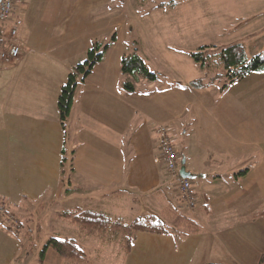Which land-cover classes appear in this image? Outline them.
<instances>
[{
    "label": "crops",
    "instance_id": "1",
    "mask_svg": "<svg viewBox=\"0 0 264 264\" xmlns=\"http://www.w3.org/2000/svg\"><path fill=\"white\" fill-rule=\"evenodd\" d=\"M229 2L234 8L208 0H16L12 18L0 24V203L20 217L52 208L56 221L76 232L57 211L79 206L127 220L158 214L183 232L139 231L125 256L113 241L93 244L97 235H89V249L115 246L120 264H264V71L222 89L225 80L210 79L189 54L226 46L264 6ZM13 25L21 55L3 58ZM114 33L77 86L64 129L61 86L92 46ZM257 39L234 41L255 54ZM131 44L158 74L137 81L134 91L122 85ZM161 125L195 175L197 204L184 215L185 229L174 225L182 216L177 201H184L178 180L156 160ZM63 149L71 159L68 181ZM12 235L0 223V264H13L22 248Z\"/></svg>",
    "mask_w": 264,
    "mask_h": 264
},
{
    "label": "trees",
    "instance_id": "2",
    "mask_svg": "<svg viewBox=\"0 0 264 264\" xmlns=\"http://www.w3.org/2000/svg\"><path fill=\"white\" fill-rule=\"evenodd\" d=\"M115 39L116 33L103 46H98L95 43L87 53L85 59L71 68L67 80L60 88L57 99L59 118L64 129L66 128V123L71 113L77 86L93 71L95 65L101 60L105 51ZM189 54L202 67L206 68L209 74L212 75L211 79L222 78L225 80L222 89L235 81L245 78L250 73L264 71V51L250 55L248 46L243 42H233L222 48H218L216 45H205L197 50L191 51ZM122 73L126 76L122 85L129 91H134L135 83L142 78L149 81H155L158 78V74L147 67L144 59L138 53L137 47H134L131 53L123 56ZM70 160L63 149L61 165L63 167L62 173L64 181L69 180L64 177V172ZM181 199L184 200L183 198ZM7 211H10L9 208L3 202L0 203V223L8 232L14 233L15 231L16 234H14L20 237L19 229L21 224L16 221V227H19V229H16L12 224L5 222L4 219L6 217L2 219L3 215L8 216ZM56 217L72 225H76L79 229L78 235L80 237L83 235L86 239L90 234L97 235L95 239L101 242L102 245L107 240L109 242L113 241L115 245L123 248L124 256L132 249L136 234L139 231L160 234L183 233L181 230L171 227L168 222V217L166 218L158 214H145L127 220L123 217L111 216L93 208L75 206L57 211ZM197 229L198 224H191V231ZM88 240L90 239H87L85 242ZM87 245V243L84 246L80 244L76 237L65 236L61 238L50 236L40 252L38 264H44L45 255L49 248H53L64 258V262H68V264H94L90 257L92 252L87 250ZM21 246H23V242ZM103 249L104 247L94 250L97 251L96 253L101 254ZM21 257H17V259Z\"/></svg>",
    "mask_w": 264,
    "mask_h": 264
},
{
    "label": "rangeland",
    "instance_id": "3",
    "mask_svg": "<svg viewBox=\"0 0 264 264\" xmlns=\"http://www.w3.org/2000/svg\"><path fill=\"white\" fill-rule=\"evenodd\" d=\"M208 1H209L208 5L211 7H215V5L218 4V6H223V7L227 6L228 8H234V2L233 4H231V2H229L230 0H211V1L208 0ZM258 5L261 7V4L259 2H258ZM256 13L257 15L253 17V19L252 18L249 19L250 21L254 22L251 25V27L249 25L248 27H244L240 29L239 31H237L236 33L238 34V36L235 38L229 39L227 42L228 44H231L233 42H241V41H234L239 38L244 39V40L246 38L247 39L259 38L257 39V45H256V48L254 49L256 51L255 53L261 52V50L264 51V47H263L264 46V6L261 8V10L260 8H258ZM243 22H244V25H246V19L242 21H238L235 24L239 26V24H243ZM130 47H133V44H131ZM133 50H134V47L130 51L132 52ZM249 52H250V55H254L253 54L254 52H251L250 50ZM209 78L211 79L212 75L209 74ZM177 203L181 204L182 216L178 217V222L175 223L174 225H176V227L178 228L185 229V227L188 225V222L184 218V215H187V213L190 210L189 208L191 206H189L185 200L177 201ZM52 211L53 209L50 208L47 212H45L42 215H40V213L38 214L33 211L22 217L20 216L13 217V214L11 213V211H7L6 213L8 216H4V215L2 216V219L6 217L4 219L6 223L12 224L14 228L16 229H19V227H16V223L19 222L21 224L20 229H19L20 237L15 235L16 234L15 231H14L15 234L13 233V235L17 237L19 244L23 242V246L17 255V257H20V256L22 257L20 259H17L16 257L18 261L14 259L13 264H38L40 252L45 242L48 240L50 236L61 237V238L65 236L76 237L79 243L82 244L83 246L85 243L87 244L90 243V240L85 242L87 239H90V238L85 239L83 235H81L80 237L78 235V232L75 231L74 229L75 227H69L68 225L64 226L63 224H61V222L60 223L57 222L56 219L51 214ZM25 219H28V220H25ZM39 226H40V230L38 231ZM95 242L96 240L94 238L93 244H95ZM114 247L110 246L109 247L110 249L104 248L101 251V254L96 253L97 252L96 250L89 249L88 247H87L88 248L87 250L92 252L90 257L92 258L94 264H120L122 255H119L118 253H116L118 249ZM44 264H68V262H64V258L61 255H59L53 248H49L45 255Z\"/></svg>",
    "mask_w": 264,
    "mask_h": 264
},
{
    "label": "built area",
    "instance_id": "4",
    "mask_svg": "<svg viewBox=\"0 0 264 264\" xmlns=\"http://www.w3.org/2000/svg\"><path fill=\"white\" fill-rule=\"evenodd\" d=\"M15 1H0V24L8 22L12 18L15 11ZM17 34L18 29L13 25L9 28L7 35L3 37L1 53L3 58L16 59L21 55L22 45ZM158 130L161 135V142L158 145V156L156 160L164 166L170 175L177 178L178 196L183 198L192 207L196 204V197L192 192V181L190 178L180 175L182 165L179 161V153L171 143L167 126L161 125Z\"/></svg>",
    "mask_w": 264,
    "mask_h": 264
},
{
    "label": "water",
    "instance_id": "5",
    "mask_svg": "<svg viewBox=\"0 0 264 264\" xmlns=\"http://www.w3.org/2000/svg\"><path fill=\"white\" fill-rule=\"evenodd\" d=\"M0 1H1V0H0ZM180 175H181L182 177H188V178H190V177H195L194 174L190 173V172L186 169V166H185L184 163H183L182 166H181Z\"/></svg>",
    "mask_w": 264,
    "mask_h": 264
}]
</instances>
